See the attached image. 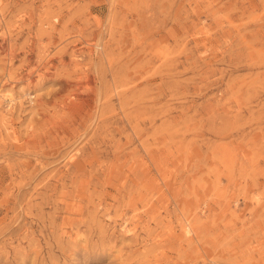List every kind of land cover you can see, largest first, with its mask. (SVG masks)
I'll return each instance as SVG.
<instances>
[{
    "label": "rangeland",
    "instance_id": "1",
    "mask_svg": "<svg viewBox=\"0 0 264 264\" xmlns=\"http://www.w3.org/2000/svg\"><path fill=\"white\" fill-rule=\"evenodd\" d=\"M0 264H264V0H0Z\"/></svg>",
    "mask_w": 264,
    "mask_h": 264
},
{
    "label": "bare ground",
    "instance_id": "2",
    "mask_svg": "<svg viewBox=\"0 0 264 264\" xmlns=\"http://www.w3.org/2000/svg\"><path fill=\"white\" fill-rule=\"evenodd\" d=\"M21 97V96H20ZM11 99V98H10Z\"/></svg>",
    "mask_w": 264,
    "mask_h": 264
}]
</instances>
